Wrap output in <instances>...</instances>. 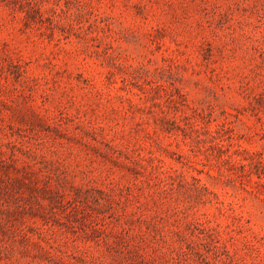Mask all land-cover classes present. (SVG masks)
I'll list each match as a JSON object with an SVG mask.
<instances>
[{"label":"rangeland","instance_id":"1","mask_svg":"<svg viewBox=\"0 0 264 264\" xmlns=\"http://www.w3.org/2000/svg\"><path fill=\"white\" fill-rule=\"evenodd\" d=\"M0 264H264V0H0Z\"/></svg>","mask_w":264,"mask_h":264}]
</instances>
